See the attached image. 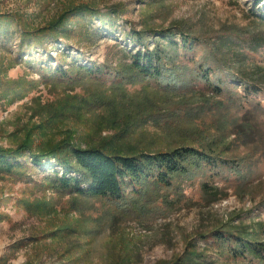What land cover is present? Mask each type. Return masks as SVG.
Wrapping results in <instances>:
<instances>
[{
  "label": "rangeland",
  "instance_id": "obj_1",
  "mask_svg": "<svg viewBox=\"0 0 264 264\" xmlns=\"http://www.w3.org/2000/svg\"><path fill=\"white\" fill-rule=\"evenodd\" d=\"M80 4L98 8L105 17L110 8H117L120 16L116 27L107 26L96 16L72 14ZM64 13L58 39L49 36L39 45L21 43V31L41 29ZM0 15L12 16L0 22L1 149L15 150L28 137L38 149L43 143L62 140L71 130L72 141L83 147L85 141H93L137 150L172 148L181 137L169 132L165 122L130 120V111L137 112L134 118L140 113L137 106L130 108L128 103L114 107L120 116L116 123L107 110L99 108L85 110L78 117L68 116L45 130L35 128L42 122L38 113L43 106L54 103L60 107L58 104L69 96L117 98L130 104L137 100L136 104L149 108L152 103L165 106L169 102L168 114L177 112L176 106L181 104L197 105L204 95L211 94L196 89L184 97L170 98L157 92L154 85L140 81L126 82L123 90L116 92L108 87L112 82L103 86L83 77L69 83L50 77L44 70L60 65L71 69L92 62L124 67L130 61L128 52L144 49L127 39L133 29L157 31L180 25L203 39L197 59L215 49L218 59L223 56L231 68L244 69L263 86L257 97L239 99L227 113L233 119L247 110L258 126L256 150L236 141L228 128L219 145L224 155L239 161L241 172L223 169L213 175L204 170L178 180L175 189L153 197L146 216L127 217L107 201L56 191L44 182L49 166L35 168L19 180L0 176V264H176L177 259L191 256L195 259L189 264H250L247 258L222 252L213 233L228 224L250 225L264 241V0H0ZM11 31L15 32L13 38H7ZM224 37H237L245 56L228 52L221 45ZM153 46L150 41L149 47ZM237 95L242 97L244 89H238ZM216 114L207 112L192 121L198 129L216 134ZM205 183L219 189L218 198L210 197L203 188ZM240 183L247 187L236 188Z\"/></svg>",
  "mask_w": 264,
  "mask_h": 264
},
{
  "label": "trees",
  "instance_id": "obj_2",
  "mask_svg": "<svg viewBox=\"0 0 264 264\" xmlns=\"http://www.w3.org/2000/svg\"><path fill=\"white\" fill-rule=\"evenodd\" d=\"M73 10L72 14L77 12V17L96 16L111 28L116 27L120 16L118 9L114 7L110 8L107 17L89 4H80ZM64 15L65 13L41 29L21 31V43L34 42L39 45L49 36L58 39V26L62 23ZM11 17L0 15V22L10 20ZM14 33L11 31L6 37L13 38ZM126 36L132 43L143 46L144 49L128 52L127 58L130 61L124 64V67L112 68L92 62L89 66L76 65L71 69H63V65H60L46 67L44 70L50 77L69 83L82 80L83 77L103 86L112 82L108 87L113 91L123 90L126 82L140 81L147 86L154 85L157 92L170 98L172 95L184 97L187 92L196 89L211 94L204 95L197 105L181 104L176 106L177 112L168 111V114L165 111L170 108L169 102L165 106L152 103L154 105L149 108L140 102L136 104L137 100H132L130 104L128 100H104L98 95L90 97V100L80 95L69 96L62 104H58L60 107L54 103L43 106L38 113L42 122L35 128L45 130L46 127L59 124L68 116L78 117L85 110L94 112L99 108L107 110L112 123H116L120 116L118 109L114 107L128 103L130 108L137 106L140 113L139 118H134L137 112L129 110L130 120L139 121L141 124L151 119L165 122V128L169 132L181 137L174 139L175 145L165 150L149 151L85 141L83 147L72 141L74 132L71 130L66 132V137L62 140L43 143L38 149H34V140L28 137L15 150L0 148V176L19 180L30 175L35 168L49 166L44 182L56 191L84 199L107 201L129 217L133 214L148 215L153 197L162 191L175 189L178 180L187 179L204 170L211 171L213 175L221 174L223 169L241 172L239 161L233 158L234 156L224 155L219 145L223 144L225 129L228 128L234 133L236 141L244 147H258V126L249 112L244 110L242 117L233 119L229 118L227 113L239 99L249 98L250 95L257 97L263 89L262 81L249 76L244 69L231 68L223 56L218 59L219 55L215 49L209 55L197 59L198 50L204 46L203 39L180 25L157 31L133 29ZM150 41H153V48L149 47ZM22 44L21 48L24 46ZM221 45L235 57L245 56V48L237 37H224ZM253 48L247 49L256 51ZM240 88L244 89V97L236 96V91ZM144 90L147 91L145 86ZM121 95L127 98L125 93ZM257 104L261 105L259 101ZM207 112L217 113L214 117L216 134L198 129L192 121ZM170 117L175 118L177 123L168 120ZM50 162L53 164L48 165ZM246 187V183H240L236 188ZM203 188L207 189L213 199L220 195L217 187L205 183ZM213 236L220 244L222 252L247 258L250 264H264V241L260 238L259 231L252 226L236 227L228 224L217 229ZM193 259L195 256L179 258L175 262L189 264Z\"/></svg>",
  "mask_w": 264,
  "mask_h": 264
}]
</instances>
